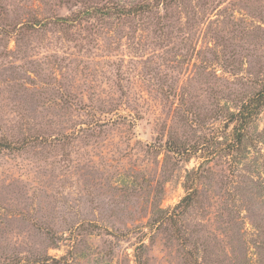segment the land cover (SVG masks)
Here are the masks:
<instances>
[{"label":"rangeland","instance_id":"rangeland-1","mask_svg":"<svg viewBox=\"0 0 264 264\" xmlns=\"http://www.w3.org/2000/svg\"><path fill=\"white\" fill-rule=\"evenodd\" d=\"M264 0H0V264H264Z\"/></svg>","mask_w":264,"mask_h":264},{"label":"trees","instance_id":"trees-1","mask_svg":"<svg viewBox=\"0 0 264 264\" xmlns=\"http://www.w3.org/2000/svg\"><path fill=\"white\" fill-rule=\"evenodd\" d=\"M263 97H264V95H263ZM262 104L264 105V100H263V103Z\"/></svg>","mask_w":264,"mask_h":264}]
</instances>
